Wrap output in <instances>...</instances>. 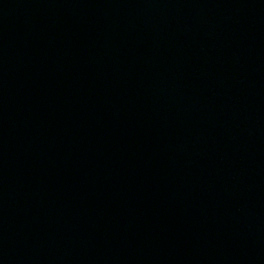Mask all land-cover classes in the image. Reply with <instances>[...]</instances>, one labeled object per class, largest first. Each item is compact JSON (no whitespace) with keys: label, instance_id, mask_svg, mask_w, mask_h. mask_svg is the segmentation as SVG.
<instances>
[{"label":"water","instance_id":"1","mask_svg":"<svg viewBox=\"0 0 264 264\" xmlns=\"http://www.w3.org/2000/svg\"><path fill=\"white\" fill-rule=\"evenodd\" d=\"M0 264H264V0H0Z\"/></svg>","mask_w":264,"mask_h":264}]
</instances>
